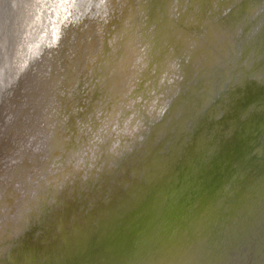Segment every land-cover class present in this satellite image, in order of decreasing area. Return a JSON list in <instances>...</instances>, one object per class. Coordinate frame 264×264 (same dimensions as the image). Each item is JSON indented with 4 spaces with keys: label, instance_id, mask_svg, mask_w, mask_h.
Masks as SVG:
<instances>
[{
    "label": "bare ground",
    "instance_id": "1",
    "mask_svg": "<svg viewBox=\"0 0 264 264\" xmlns=\"http://www.w3.org/2000/svg\"><path fill=\"white\" fill-rule=\"evenodd\" d=\"M108 4L116 14L96 25H112L113 49L103 38L90 53L93 21L78 14L74 0H0L1 97L19 109L23 96L29 132L43 119L48 150L71 146L73 159L87 108L96 111L85 170L69 158L56 163L48 191L55 205L49 195L34 196L29 213L21 208L19 222L4 226L0 264H264V0ZM134 40L141 65L133 111L141 118L115 153L111 132L101 134L99 125L110 115ZM86 48L90 61L83 64ZM71 76L77 86L67 94ZM20 133L0 147V162L11 159L15 167L9 184L0 182V213L16 194L9 185L24 180L26 160H13ZM33 153L30 160H40ZM60 165L69 176L61 177ZM138 172L143 183L126 189L122 179ZM24 220L36 222L25 240L18 231Z\"/></svg>",
    "mask_w": 264,
    "mask_h": 264
},
{
    "label": "rangeland",
    "instance_id": "2",
    "mask_svg": "<svg viewBox=\"0 0 264 264\" xmlns=\"http://www.w3.org/2000/svg\"><path fill=\"white\" fill-rule=\"evenodd\" d=\"M74 2H76L77 8H78L77 10H79L78 14L81 13L83 18L88 17V19L93 21V23H91L92 25H90V27H92L90 29L91 33L88 36L89 39L90 38L92 39L91 41L93 43V46L90 49V53L92 51H93V53H95V52L98 53L99 47L103 43V38L107 41L104 44V46H108V47L112 48L111 45L113 44V41H114L113 27L111 24H109L110 30L106 31L104 26L106 24L105 20H107V19L109 20L112 17L111 16L112 14H116L115 13L116 10H114L113 7L110 8L108 6L109 5L108 0H74ZM132 2H134V1H132ZM120 3H119V5H120ZM209 6H210V4H209ZM211 7H214V5L212 3H211ZM116 9H118V7ZM78 14H77V16H78ZM105 14H106V16H104ZM100 18L104 19V24H103L104 26L101 29H99L96 25L97 21H100ZM1 28H2V22L0 23V30H1ZM102 34H103V36H102ZM48 37H49V35H47L45 37L46 41H48L47 43H49ZM87 41L89 43V40H87ZM134 47L136 48V50L132 49ZM123 48L124 47H122V49ZM128 48H129L130 52L127 54L129 56H127L125 58V61L128 59H129V61L127 64H124V66H123V67H125V69H124L125 75L120 76L118 78V84H119L117 86V93L118 94L115 96V102L113 104V101H112V104H111L112 107L110 108L111 109L110 115H103L105 117L107 116V118H108L105 120V126H104V122L100 123V125H99L100 128H101V125L104 126V127L102 126V128L100 129L101 134L104 131L111 132L109 139H110V141H112V143H114L116 145V149L113 148L115 153H117L116 151L119 147V145H117V144H119L121 139L123 141V139H125L127 136H129V133L132 132L131 129L134 126V122L136 120H138L139 118H141L140 115H137V114L134 115V111H133V107L135 105L134 101L136 98L137 99L139 98L134 93V87L136 86L135 80H138L137 72L139 71L140 65H141V62L139 59L140 58V48H139L137 40L136 41L134 40L133 43L130 44V46H128ZM83 50H84V48L82 49V52H83ZM73 51H75L74 46H72L71 53H73ZM88 53H89V50L87 48L85 49V52L82 53V58H83L82 63L83 64H85V62L90 61ZM92 58L93 59L95 58V60H96V57H92ZM97 58H99V57H97ZM75 60L76 59L73 56L70 58L71 68H72L71 71L75 70V68H73ZM95 60L92 61V62H94L93 64H96ZM97 64H98V59H97ZM79 68H81V67H79ZM77 70H78V67H77ZM2 76L3 75L0 74V147L4 148V146L8 145L7 143H9L11 145V143H12L11 135H16V134H14L15 132H18V133L21 132L20 135L18 136V139H17V145H18L17 154L15 155L13 160H15L16 163L17 162L19 163L21 160L25 159L27 163L23 164L22 169L20 170L21 174H23V176H24V180L20 183H15L14 185L11 183V185H9V188H11V187L13 188V186H14L16 194L12 197L11 201H9L8 206H7V208H5L4 212L0 213V231L1 230L3 231L4 226H6L7 224L13 226L15 223L17 224V222H19L20 217L18 218L17 215L19 214V210L21 208H22L21 211L23 210L24 212L26 211L27 214L29 213V210L32 207L31 206L32 203L35 202L34 196L37 197V196H39V194H43L44 196L49 195V192H51L52 187H53L51 182H53V178L57 174L55 172L56 168H57L56 163L59 164L63 161L65 162V159L66 158L68 159L70 157L68 155L71 153V151H70L71 146L69 148H67V147L65 148V146H64L65 149H63V147H61V148H56V150H53V151L51 149H50V151L48 150L47 143L45 145V142H46V140L49 139V135L47 137L46 132L43 133V131H42L43 119L38 118L34 122V125L36 126L37 130L33 129L34 131L29 132L30 122L28 120L29 119L28 118V110L26 107L27 102L24 101V98L21 95L19 97L20 103H18V105H17L19 107V109L18 108L14 109L13 107H11L12 106L11 101L8 103V102H6L5 99H2V97H1L2 96L1 85L5 79V77H4V79H2ZM38 76H39L38 77V79H39L42 75L40 76L38 74ZM70 80H71L70 85L67 88V94L73 93L75 91L76 86H77L76 85L77 80L73 76H71ZM148 80L149 79L144 80V83H145V81H148ZM92 82H93V80L91 79L90 83H92ZM97 82L98 83L100 82V78H99V81H97ZM93 83L98 84L95 82H93ZM20 88H19V90H20ZM49 95L47 93H45V96L43 95V97H48ZM216 97H217V95H213V97L211 98L212 100L211 99L210 100L213 101V103H214ZM38 103H39V97L38 98L36 97L34 104L37 105ZM89 104H91V103H89ZM206 106H207V103H206ZM91 108H92V110L90 109V107L87 108L88 111L86 112L85 122L81 126L82 127V129L80 131V135L82 134V136L80 137L81 141L78 139H76L75 141H72V145L73 146L76 145L75 149L72 151L73 159L72 158L68 159L71 161V163L73 165L72 167L74 169L80 168V169H83L82 171L85 170L84 168L87 166V163H88L87 161H89V159L92 158L91 157L92 146H90L91 144L89 145V143H92V145L94 146V142H95V141H93L94 137L92 138V133H93L92 128H93V123H94L93 121L95 119V115H96L95 112L96 111L94 112V108L92 106H91ZM32 111H33V109H32ZM144 111L146 112V109ZM19 112H20V114L18 115ZM69 112H71V111H68V113ZM97 117H99L98 113H97ZM131 117H133V118L130 119ZM155 119L157 120L158 118H155ZM14 120H16V121H14ZM102 120H104V118ZM108 120H111V126L109 127V129L107 128L108 124H106V123H108ZM118 121H121L119 129H117L118 126L116 125L118 123ZM129 121H130V123H129ZM127 122L129 123L128 126H127ZM68 123L70 124V122H68ZM149 124H151V122ZM50 125L53 126L54 124L51 122ZM51 126H49V129H51ZM145 126H148V124H145ZM112 128H114V129H112ZM126 131H128V132H126ZM57 132L59 134H62L63 138L65 137V134L63 133L64 130H62L61 124H59V127L57 128ZM86 132H88V137H86ZM36 134H37V136H36ZM66 137H67V135H66ZM85 137H86V139H85ZM142 141H143V139H142ZM66 143H68V142H66ZM66 143H65V145H66ZM69 144H70V142H69ZM126 148H125V154L127 153V151L130 150V147L127 149ZM62 149L64 151H62ZM32 151L34 152L33 153L34 155H36V154L38 155L40 160H37L36 162L30 160V154ZM111 153H112V150H111ZM118 156H119V154H118ZM252 157L254 158L255 155H253ZM57 158H58V160H57ZM68 160H66V161H68ZM12 165H13V162H11V159L6 160L3 158V161L1 160V162H0V182H3V184H5V185L9 184V180H7V174L12 173L13 169L15 168V167H12ZM61 166L62 165H60V167ZM62 168L63 167H61V169H60L61 177L62 176H65V177L69 176V174H67V175L65 173L62 174V171H63ZM10 170H11V172H10ZM3 171L5 173H3ZM83 175H84V172H83ZM142 177H143V172L142 173L138 172L135 175L128 173L126 176V179H124V180L122 179L123 182L121 181V183L124 185H127L126 189L128 187V189L131 190V188L133 187L132 185H137V184L139 185V184L143 183ZM61 181H63V179H61ZM57 184H58V186L56 189H59L61 185L59 183H57ZM1 190H3V192H5V189L3 186L0 189V196L2 193ZM139 190H141V188ZM7 195L9 196L8 193L5 194V196H7ZM124 199H125V202L128 201L127 197H125ZM46 201H50L53 205H55L56 198L54 199V197L51 194V195H49V197L47 198ZM27 209H28V211H27ZM125 209L127 210V206H125ZM127 212L130 213L129 211H127ZM34 216L38 217L39 213L35 214ZM6 220H8V221H6ZM21 220H23V219H21ZM35 223H36L35 221L30 220L29 224L26 223V221H25V224H23V221H22V224H21V225H23L22 227L20 224H18L19 225L18 231L21 230V232H20L21 233L20 234L21 239H23V240L26 239L25 237H27L28 231L31 230L32 227H35V225H36ZM52 230L54 231L53 228H52ZM37 233L40 234V230L39 231L37 230ZM49 245H52L51 241H50ZM37 246L38 245H36L35 247H37ZM36 249L37 248L33 249L32 251H30V250L29 251L34 253V255H35L34 258L39 260L41 257H40V254L37 253ZM50 249H51V252H50ZM50 249H49L50 253H48V255H47V260L49 258H53V257H51V253L53 252V248H50ZM54 249H56V248H54Z\"/></svg>",
    "mask_w": 264,
    "mask_h": 264
}]
</instances>
